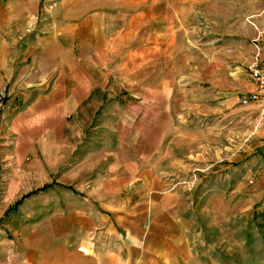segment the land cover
Returning <instances> with one entry per match:
<instances>
[{
  "label": "crops",
  "instance_id": "1",
  "mask_svg": "<svg viewBox=\"0 0 264 264\" xmlns=\"http://www.w3.org/2000/svg\"><path fill=\"white\" fill-rule=\"evenodd\" d=\"M53 1L47 10L41 0H0V127L19 162L40 155L37 167L56 177L15 219L16 231L0 232V264H237L238 256L251 257L246 227L264 218V200L229 191L238 183L232 163L207 173L196 206L193 192L168 177L213 159H189L205 149V118L190 119L188 109L174 118L190 15L214 17L208 28L198 22V50L203 62L219 65L222 11L235 14L236 0ZM252 7L247 14L264 12V2ZM229 32L231 44L237 36ZM93 129L100 134L87 136ZM224 172L222 182L213 179ZM79 175L94 177L84 195L67 184Z\"/></svg>",
  "mask_w": 264,
  "mask_h": 264
},
{
  "label": "rangeland",
  "instance_id": "2",
  "mask_svg": "<svg viewBox=\"0 0 264 264\" xmlns=\"http://www.w3.org/2000/svg\"><path fill=\"white\" fill-rule=\"evenodd\" d=\"M41 1L42 7L47 10L55 3L53 0ZM263 2L264 0H236L235 14H231L230 9H226L228 7L223 8L224 16L220 20L222 25L220 32L223 38L221 37L222 41L216 43L218 45L215 48L219 65L203 62V54L198 50L197 38L200 33L197 28L198 22H203L205 19V28H208V25L213 24L214 17L211 15L199 17L198 10L190 15V34H193V37L188 44V50L179 56L189 60V63L186 65L178 62L176 65L177 73L182 72L183 79L174 83V89L177 91L173 97L174 110H176L174 118H178L177 114L184 117L186 109L189 110L190 119H197L198 116L205 118V123L210 127L206 134L205 149L193 151L189 159L195 161L199 155L211 156L213 159L209 158L206 165L195 164L190 169H185L186 171L169 173L168 177L170 183L180 186L185 192H193L195 206L199 186L204 179L210 178L207 173L215 171L219 165L226 166L230 163L237 168L234 182L238 183L233 184L229 189V191L237 190L236 199L254 200L257 203L264 200V105L252 100V92L249 89L254 82L251 64L257 58L262 60L263 55L264 12L259 15L247 14L252 5L254 11L261 10ZM43 19L45 18H33L30 21V28L33 27L31 24ZM229 31L237 36L232 38L234 43L236 42L234 48L232 47L234 43L230 44V39L225 38L231 34ZM251 49L252 57L249 58ZM114 91L117 92L115 88ZM4 101L5 98L3 103ZM100 112V110L96 112L94 120ZM214 121H216L215 127ZM213 129L216 130L215 133ZM4 131L7 129L1 126L0 232H4L5 227L12 228L14 232L17 227L15 223L19 222H15V219L28 214L26 208L30 212L29 209L37 201L38 196L47 194L55 184L56 177L53 174L46 175L37 167L40 155L37 160L27 156L19 162L14 154L13 145L9 140L6 143L4 135L8 133L5 134ZM99 134V131L93 129L87 133V136ZM99 158L100 155L94 157L96 160H100ZM244 163H248L247 169L243 167ZM81 168L83 169V165H79V169ZM249 169L252 174L247 176V173L243 172L246 170L248 172ZM225 175L224 172L212 177L222 182ZM93 180L94 177L91 179V176L79 175L68 177L67 184L84 195L88 186L94 183ZM251 223L247 224L246 233L251 237V242L248 243L251 244H249V252H252V256H238L235 258L237 264H264V218Z\"/></svg>",
  "mask_w": 264,
  "mask_h": 264
},
{
  "label": "built area",
  "instance_id": "3",
  "mask_svg": "<svg viewBox=\"0 0 264 264\" xmlns=\"http://www.w3.org/2000/svg\"><path fill=\"white\" fill-rule=\"evenodd\" d=\"M263 61L257 58L251 64L252 79L256 83V91L252 92L251 98L253 101L259 102L264 105V67ZM5 94L3 90H0V106L3 103ZM264 108V106H263Z\"/></svg>",
  "mask_w": 264,
  "mask_h": 264
}]
</instances>
